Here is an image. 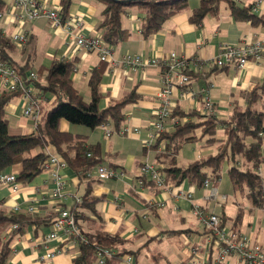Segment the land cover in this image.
Segmentation results:
<instances>
[{"label":"crops","instance_id":"1","mask_svg":"<svg viewBox=\"0 0 264 264\" xmlns=\"http://www.w3.org/2000/svg\"><path fill=\"white\" fill-rule=\"evenodd\" d=\"M37 1L49 9L62 7L61 0ZM15 2L16 0H0V12H6ZM230 3H234L240 10H250L257 16L256 21L253 23L250 20L236 19ZM254 3L255 0H221L218 10L208 13L201 25H197L190 17L200 7L201 0H188L187 9L167 19L161 29L148 38L141 33L144 10L138 5H133L121 19L122 28L128 34L117 44H108L111 57L107 62L101 61L96 52L86 53L79 49L64 29L53 26L47 19L26 22L20 26L17 20L8 15L0 18V34L4 37L11 39L15 32L30 34V41L24 48H18L12 43L13 48L3 55L8 59L7 62H12L22 70V75H28L31 71L37 72L38 76L40 73L45 75L54 61L63 60L75 63L74 70L77 71L73 70L71 80L84 100H90L89 81L93 72L102 73V98L99 104L101 109H106L114 100H119L129 93L137 94V98L124 108L126 120L120 131L129 128L132 132L128 135L114 131L109 125L113 134L107 137L108 126L90 129L66 120L60 122L62 132L85 137L87 144L96 146L100 152L99 156L102 157V162L93 170L90 178L92 195L99 199L96 210L100 214V221L92 214L83 215L79 220L82 230L88 236L95 235L98 230L105 232L113 240L109 243L115 253L118 254L122 250L131 252L135 264H186L190 261L193 248L206 256L210 264H216L217 251L213 249L211 234L194 217L192 207L197 204L211 213L219 214V203L207 200L210 189L204 186L199 188L188 181L179 185L169 184L174 191L179 187L185 192H192L193 198L190 201L178 198L171 191L161 190L150 179L140 175L139 167L149 161L161 170L165 169V164L158 162L157 155L160 152L155 147H145V143L150 140L164 70L159 66L134 70L115 67L112 62L120 61L127 53L160 58L176 52L192 61L202 60L206 63L203 73L197 75L198 77L191 76L188 85L176 86L173 90V116L176 117L174 114L180 112L201 111L202 99L196 94L207 88L210 98L216 104L217 117L230 118L233 108L236 105L245 107V96L264 84V58L257 63L249 62L243 68H238L235 64L217 68L209 63L226 45L243 46L248 41L264 39V2L256 11L253 10ZM104 8L105 5L98 0H72L68 15L83 22L84 35L101 37L98 27L103 19ZM42 83L45 84L44 81ZM3 91L6 89L0 84V96ZM35 93H38L37 88ZM38 100L46 110L55 102L56 97L46 93L38 95ZM26 107L27 101L22 96L12 99L6 105V119L11 134L24 135L35 131L33 122L23 115ZM135 129L138 130L137 133L133 132ZM49 152L50 155L59 156L53 148ZM205 155H209L207 150H204L201 156ZM201 156L192 157L186 164L178 165L185 167ZM99 167L115 170L124 176L102 179L98 174ZM227 168L228 165L225 164L223 174ZM22 169L21 164H16L5 173L18 177ZM54 172V168L50 167L31 183L24 185L20 182L18 192H13L11 186L0 183V210L8 214L15 212L31 217L37 222L22 227L21 233L13 239L6 264H42L39 258L49 249H65L64 253L52 260V264H73L74 259L80 256L78 245L71 240L57 238L47 245V249L44 246V240L52 232L53 221L59 210H72L77 201H81L88 187V182L81 181L69 166L60 169L58 173L65 181L66 198L59 203L52 198L56 186ZM223 181L225 180L221 176L217 184L212 182L211 185L226 196L221 202L227 204L228 195L220 189ZM230 185L232 186V183ZM241 206L242 210L250 213L255 210L252 204ZM30 207L35 208L34 213L29 212ZM242 210L237 222L242 221ZM222 211L223 215L220 216L223 228L251 236L264 245L261 219L253 217L245 229L242 223L240 227L229 226L225 208ZM1 232L5 235L3 229H0ZM166 239H175V244L172 245L174 249L169 252L161 248ZM234 258L241 262L237 257ZM94 264H98L97 260ZM111 264L126 262L121 257L119 261H112ZM225 264L232 263L226 261Z\"/></svg>","mask_w":264,"mask_h":264},{"label":"trees","instance_id":"2","mask_svg":"<svg viewBox=\"0 0 264 264\" xmlns=\"http://www.w3.org/2000/svg\"><path fill=\"white\" fill-rule=\"evenodd\" d=\"M98 1L105 5L103 19L98 28L101 31V38L110 45H115L126 38L128 32L122 28L121 19L131 6L138 5L144 10L141 33L148 38L157 33L167 19L187 9L188 2V0H147L127 4L115 0ZM220 2L221 0H201L200 7L190 17L191 21L201 25L208 13L218 10ZM71 3L72 0H61V14L64 18L68 16ZM230 8L236 19L250 20L253 23L256 21L257 16L250 10H240L234 3H230ZM12 43L11 39L0 34L1 60H8L3 55L13 48L14 43ZM9 63L19 73L22 72L12 62ZM74 68V62L56 60L45 75L40 73L35 84L38 92L36 96L51 93L56 100L46 110L40 102L41 122L30 134L10 133L5 107L12 99L22 96V93L3 91L0 96V173H5L10 167L21 164L23 169L17 180L26 185L47 169L46 162L50 157L51 148L64 158L67 166L78 174L80 180L88 182L81 202L76 203L71 210L76 217L81 235L86 240V243L79 240L80 256L74 259L73 264H94L99 248L114 249L110 246L109 242L113 240L108 234L98 230L92 235L94 237L88 236L79 223L83 215L88 214L96 216L100 221V214L96 210L99 199L92 195L90 178L93 170L102 162V157L99 156L100 152L96 146L87 144L85 137L62 132L60 122L66 120L71 124L90 129L109 125L114 131H120L126 120L124 108L137 98V94L129 93L119 100H114L106 109H101L99 104L102 98L100 89L102 73L93 72L89 81L90 100L87 101L71 80ZM193 75L198 77L197 74H190ZM245 97L246 106L236 105L231 117L227 119L210 116L203 121H194L191 119L200 118L199 111L194 110L174 114L177 116L172 117V129L161 136L155 144L156 149L162 141L166 144L164 151L159 153L157 158L158 162L165 164L164 171H161L165 174L168 185H179L188 181L201 188L207 179L217 184L227 164L226 173L233 189L237 191L246 186L249 189L247 197L252 206L264 208V169H262L264 138L259 136V133L264 131V84ZM184 118H188L189 121H184ZM219 128L223 130L222 136L217 134ZM198 129H201L202 137L206 136L204 147H215L216 154L201 156L198 160L181 167L177 163L178 153L186 143L198 140L195 132ZM59 213L60 211L57 216ZM30 223L37 222L31 217L18 215L15 212L8 214L0 210V229L5 232V235L3 232L0 233V264H6L11 242L21 233L22 227ZM15 225L17 228L13 229ZM221 226H223L222 220ZM126 255L132 256L131 252L122 250L108 259L106 264L119 261L121 257L124 259Z\"/></svg>","mask_w":264,"mask_h":264},{"label":"built area","instance_id":"3","mask_svg":"<svg viewBox=\"0 0 264 264\" xmlns=\"http://www.w3.org/2000/svg\"><path fill=\"white\" fill-rule=\"evenodd\" d=\"M264 2V0H255L253 10L256 11ZM8 15V17L17 20L20 26L26 22L47 19L55 27L62 28L67 36L73 39L77 47L86 53L96 52L99 54L101 61L107 62L111 57V49L109 45L101 37H90L83 34V22L74 16L64 18L60 9H49L41 5L37 0H16L13 7L0 12V18ZM12 42L18 48H24L30 41L28 32H15L11 36ZM264 58V39H255L246 42L243 46L226 45L222 47L220 54L213 60L207 63L217 68H225L231 64H235L238 68H243L249 62H260ZM115 67L130 68L134 70H144L148 67L159 66L163 71L162 88L160 89L157 98L158 106L153 115L152 129L150 140L145 143V147L152 149L155 147L158 139L167 134L172 129V117L174 112L173 90L176 86L184 87L191 81L190 74L200 75L203 73L206 63L202 60H190L180 56L176 52H172L167 56L160 58H151L145 55L125 54L120 61L112 62ZM191 67L192 70L191 71ZM74 71H77L76 69ZM38 74L31 71L28 75H22L9 62L0 60V84L7 91H19L22 97L27 101V107L24 109V117L30 119L35 127L41 122L42 108L36 96V82ZM196 95L202 99L201 111L204 115L217 117L216 104L209 96L207 88L201 89ZM106 127V126H105ZM132 130L123 128L120 131L122 135H128ZM133 132L137 133L135 129ZM113 131L108 126L106 136H112ZM260 137L264 138V131L259 133ZM165 141H162L157 151L162 153L165 149ZM46 167H53L55 189L52 193V198L62 203L66 198L65 181L58 173L60 169L66 168L67 164L64 158L56 155H50L46 162ZM139 173L142 177L150 179L156 187L161 190L171 191L178 198H184L192 201V192H185L181 188L174 191L166 182L165 174L159 167L149 162L143 163L139 167ZM98 174L102 179H111L118 176H124L123 173L118 174L115 170L105 167L98 168ZM0 183L11 186L13 192H18L21 183L17 180L14 174L0 173ZM209 179L205 180L204 188L211 189L207 200L216 204L224 201L226 196L221 194L218 189L211 185ZM81 201L78 200L77 203ZM53 223L52 232L44 240V246L47 249L48 244L57 238L71 240L78 245L79 240L86 243L85 238L81 235V230L77 223L75 215L71 210L63 208ZM30 213L35 212L34 207L29 208ZM192 214L197 221L207 230L210 235V240H213V249L217 251L216 264H225L230 257H237L241 262L246 264H264V245L253 239L251 236H246L239 232L226 230L221 226L220 216L211 213L204 207L193 204ZM17 228L15 225L13 227ZM65 252V249L48 250L45 255L39 258L42 264H52V260L59 254ZM116 253L107 247H101L97 251L98 264H106L107 260L112 258ZM126 264H135L132 256L124 257ZM186 264H210L206 256L199 253L196 248L191 251L190 261Z\"/></svg>","mask_w":264,"mask_h":264},{"label":"rangeland","instance_id":"4","mask_svg":"<svg viewBox=\"0 0 264 264\" xmlns=\"http://www.w3.org/2000/svg\"><path fill=\"white\" fill-rule=\"evenodd\" d=\"M199 113H200L199 114L200 118L195 117L191 120L203 121V120L210 117V116L204 115L202 113V111H199ZM183 120L189 121L188 118H184ZM195 132H196V136L198 137V140H196L194 142L186 143L182 147V149L180 150V152L178 153V156H177V158H178L177 163H181V165L186 164L190 160V158L196 157L198 155L201 156L204 150H207L208 154H216V148L215 147H208V148L204 147L206 136L202 137L201 129H198ZM217 134L219 136H222L223 130L219 128ZM262 169H264V166L262 167ZM222 177H223V180H225V181H223V183L221 184L220 189L228 195V201H227V204L224 203L225 205L222 204L223 202H221L217 205L218 206L217 210H218L219 214H217V213L216 214L218 216H220V214L223 215L222 210H223V208H225L226 217H227V220H226L227 225H229V226L238 225L239 226L242 223L244 229L249 226V223L251 222L252 218L256 216L257 218L262 220L263 228H264V209L255 207L254 208L255 210L253 213H250V212H247V211H244L241 209L242 208L241 205H250L251 206V204L248 200V197H247V195L249 193V189L246 186H244L242 189L235 191L233 189V187L230 185L231 182H230L228 174L227 173L222 174ZM209 178H211V177L209 176ZM210 192H211V189H210ZM241 210L243 213V218H242V221L237 222V220L239 219V216L241 214ZM174 240L175 239H173V240H167L166 239L164 241V243L162 244L161 248L167 252H169L170 250H173L174 247H172V245L175 244ZM152 245L156 246L155 244H152ZM228 261H230L232 264H246L245 262H237V259L234 257L229 258L227 260V262Z\"/></svg>","mask_w":264,"mask_h":264},{"label":"water","instance_id":"5","mask_svg":"<svg viewBox=\"0 0 264 264\" xmlns=\"http://www.w3.org/2000/svg\"><path fill=\"white\" fill-rule=\"evenodd\" d=\"M115 1L129 4V3H136V2L147 1V0H115Z\"/></svg>","mask_w":264,"mask_h":264}]
</instances>
